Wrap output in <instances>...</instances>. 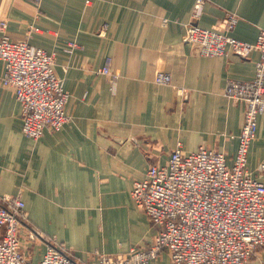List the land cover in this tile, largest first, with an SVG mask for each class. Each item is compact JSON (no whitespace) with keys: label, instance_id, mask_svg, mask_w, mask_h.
<instances>
[{"label":"crops","instance_id":"1","mask_svg":"<svg viewBox=\"0 0 264 264\" xmlns=\"http://www.w3.org/2000/svg\"><path fill=\"white\" fill-rule=\"evenodd\" d=\"M195 2L0 0V25L12 39L55 53L71 116L60 130L28 136L0 58V197L20 196L33 227L82 264L152 242L156 229L132 196L134 181L166 165L179 144L235 159L245 105L224 92L230 80L255 78L261 53L201 55L185 41ZM228 13L237 16L230 34L256 43L264 0H207L199 24L220 29ZM70 42L78 46L70 50ZM104 66L111 74L98 72ZM160 71L171 84L155 81ZM248 165L264 183V113ZM163 264H173L169 254ZM251 264H264V246Z\"/></svg>","mask_w":264,"mask_h":264},{"label":"built area","instance_id":"2","mask_svg":"<svg viewBox=\"0 0 264 264\" xmlns=\"http://www.w3.org/2000/svg\"><path fill=\"white\" fill-rule=\"evenodd\" d=\"M206 3L196 0L186 42L197 45L203 56L231 51L245 58L253 50L261 53L255 78L230 80L224 92L245 105L235 159L230 164L224 152L205 146L187 151L179 144L166 165H151L143 179L134 181L132 196L156 229L154 239L147 248L133 246L125 255L99 253L97 264H148L165 252L173 264H251L256 250L264 246V183L248 165L259 116L264 113V28L256 43L230 34L237 21L232 13L220 29L205 28L199 21ZM0 27V58L6 65L3 82L22 103L24 132L39 138L47 129L60 130L71 119L66 111L70 94L57 74L55 53L12 39L5 23ZM69 46L72 50L78 44ZM98 72L111 74V68L104 66ZM155 81L171 84L172 77L160 71ZM25 207L20 196L0 197V264H82L57 241L49 240L42 258L34 263L23 248ZM35 235L31 231L29 238L35 241Z\"/></svg>","mask_w":264,"mask_h":264},{"label":"rangeland","instance_id":"3","mask_svg":"<svg viewBox=\"0 0 264 264\" xmlns=\"http://www.w3.org/2000/svg\"><path fill=\"white\" fill-rule=\"evenodd\" d=\"M25 215L27 218H26V220L22 226V235H23L22 237H23V246H24L23 248L26 251L28 257L32 261H35V263H37L40 259V252L38 250L44 249L45 246L48 245L47 240H49V241H57V240H55L54 238H48L47 236H43V234H40V232L34 228L37 226L35 224H33V222L31 221L30 216L28 215V212L26 210V207H25ZM31 231H33L36 234L35 235V241H33L29 238V233ZM57 243L59 246L62 247V245L59 241H57ZM148 246H149V244L144 245V246L141 245L140 247L147 248ZM29 252H32V253L35 252V254H34L35 258L34 259L32 257H30ZM110 255L120 256L122 254H110ZM167 257H168V254L165 252V253L159 254L158 256L154 257L153 259L150 260V262L156 259V260H158V264H163L164 262L167 261Z\"/></svg>","mask_w":264,"mask_h":264}]
</instances>
